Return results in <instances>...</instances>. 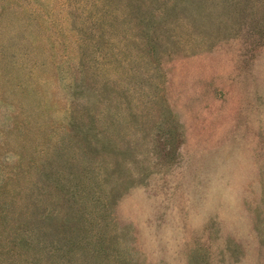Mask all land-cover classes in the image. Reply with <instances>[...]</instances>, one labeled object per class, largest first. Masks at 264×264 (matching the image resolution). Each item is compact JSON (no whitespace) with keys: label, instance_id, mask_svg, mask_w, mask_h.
<instances>
[{"label":"rangeland","instance_id":"rangeland-1","mask_svg":"<svg viewBox=\"0 0 264 264\" xmlns=\"http://www.w3.org/2000/svg\"><path fill=\"white\" fill-rule=\"evenodd\" d=\"M0 264H264V0H0Z\"/></svg>","mask_w":264,"mask_h":264}]
</instances>
